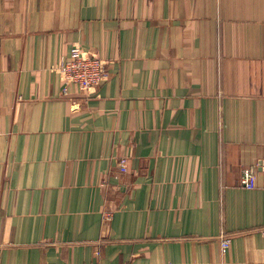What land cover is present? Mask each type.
I'll return each instance as SVG.
<instances>
[{
    "label": "crops",
    "instance_id": "obj_1",
    "mask_svg": "<svg viewBox=\"0 0 264 264\" xmlns=\"http://www.w3.org/2000/svg\"><path fill=\"white\" fill-rule=\"evenodd\" d=\"M94 263L264 264V0H0V264Z\"/></svg>",
    "mask_w": 264,
    "mask_h": 264
},
{
    "label": "built area",
    "instance_id": "obj_2",
    "mask_svg": "<svg viewBox=\"0 0 264 264\" xmlns=\"http://www.w3.org/2000/svg\"><path fill=\"white\" fill-rule=\"evenodd\" d=\"M110 63L111 60L102 58L77 43L71 47L69 55L54 66L53 71L61 79L64 94H68L70 86L74 84L79 88L80 93L89 96L107 79V68ZM128 169V159L121 158L119 161L120 172L125 173ZM255 177L253 169L247 168L243 172L241 182L246 188H253ZM112 216V210L103 212L104 221L111 220ZM220 238L225 250L229 247L231 239L224 234H221Z\"/></svg>",
    "mask_w": 264,
    "mask_h": 264
}]
</instances>
